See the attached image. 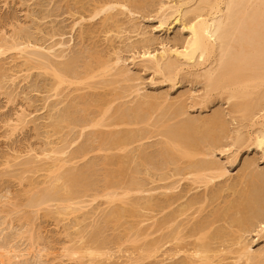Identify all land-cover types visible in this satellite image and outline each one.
<instances>
[{"label":"rangeland","instance_id":"rangeland-1","mask_svg":"<svg viewBox=\"0 0 264 264\" xmlns=\"http://www.w3.org/2000/svg\"><path fill=\"white\" fill-rule=\"evenodd\" d=\"M100 1L0 0V264H197L189 230L217 210L220 248L242 236L264 252L263 225L241 228L226 206L241 176L264 169L263 148L233 147L249 125L243 99L211 89L196 68L168 81L144 56L166 50L184 61L171 53L185 49L188 30L160 22L179 0L114 4L92 17ZM30 40L41 46L33 56L14 48ZM69 64L76 82L57 88L43 67ZM179 139L210 147L197 159L228 174L208 187L185 179L190 161L173 156ZM206 194L202 211L190 207ZM118 208L126 211L114 215ZM237 248L220 264L234 263Z\"/></svg>","mask_w":264,"mask_h":264},{"label":"bare ground","instance_id":"bare-ground-1","mask_svg":"<svg viewBox=\"0 0 264 264\" xmlns=\"http://www.w3.org/2000/svg\"><path fill=\"white\" fill-rule=\"evenodd\" d=\"M138 1L101 0L95 4L91 15L96 17L101 12L114 9V4L127 7L131 2L138 3ZM168 8L171 13L161 18V25L171 26L173 23H181L189 32L185 49H176L171 53V57L176 55L184 61L166 59V50L160 57L149 50L145 51L144 56L165 76L166 80L175 84L182 71L196 68V74L205 77L210 82L211 89L230 90L232 91L230 97H241L243 101L237 107L239 111L244 112L249 125L238 133L233 147L264 149V0H179ZM81 19H86L85 14ZM37 47L31 40L14 46L30 57L38 51ZM40 47H38L39 51ZM5 50V46L0 45V55ZM43 68L46 72L51 71L58 79L57 88L65 82H76L67 78V74L73 72L70 64L63 68L54 65ZM78 77L80 76H76ZM93 118L91 117L89 121ZM102 121L103 118L95 123L92 121L91 124H102ZM206 123L211 124L209 120ZM212 124L214 125V121ZM211 134L220 143L217 132ZM167 147L173 148L170 142ZM178 147L173 156L186 157L190 161L185 179H192L195 184L200 186L204 184L208 187L228 174L227 169L211 160L197 159L198 156L210 155L207 152L210 151V147L200 150L197 143H190L186 139H179ZM237 152L240 153L239 150ZM237 156L238 154L235 158ZM237 183L232 187L235 197L229 199L226 205L227 210L234 209L238 213L233 216V221L241 228L261 224L264 231V169L260 172H248L241 176ZM57 193L58 189L54 187L41 194V201H45V198L51 200ZM213 195L214 199L221 197L219 191ZM109 196L114 199V196L110 194ZM207 197L208 194L192 199L190 207L203 203L200 206L202 211L208 201ZM172 204L173 197L168 195L160 205L165 208ZM123 211L118 208L114 215L118 216L126 210ZM223 215L225 212L217 210L212 216L200 219L189 230L190 236L196 239L187 241V245L194 249L191 253L197 258V264H220L219 258L226 252H232L234 245H238L233 251L238 257L232 264H241L243 260L251 264H264V252L252 250L242 236L231 244L230 249L220 248L219 242L225 244L226 229L216 227V224ZM11 251L9 249V252ZM181 264H191V262L186 260Z\"/></svg>","mask_w":264,"mask_h":264}]
</instances>
